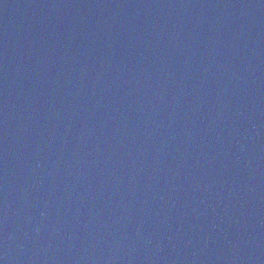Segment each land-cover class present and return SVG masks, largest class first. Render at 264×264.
Segmentation results:
<instances>
[{"label": "water", "instance_id": "water-1", "mask_svg": "<svg viewBox=\"0 0 264 264\" xmlns=\"http://www.w3.org/2000/svg\"><path fill=\"white\" fill-rule=\"evenodd\" d=\"M0 264H264V0H0Z\"/></svg>", "mask_w": 264, "mask_h": 264}]
</instances>
